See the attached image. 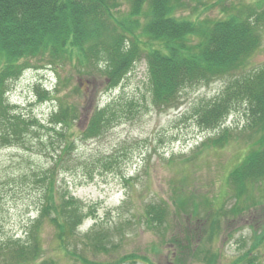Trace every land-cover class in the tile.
Here are the masks:
<instances>
[{
  "label": "rangeland",
  "instance_id": "1",
  "mask_svg": "<svg viewBox=\"0 0 264 264\" xmlns=\"http://www.w3.org/2000/svg\"><path fill=\"white\" fill-rule=\"evenodd\" d=\"M187 1L178 6L177 17L219 18L224 6L256 2ZM114 7L118 17L128 16V0H116ZM146 55L144 46L142 58L112 88L101 76L103 62L91 77L89 66L76 58L59 64L33 58L21 77L8 82L6 115H20L26 132L0 142V264H264V180L248 191L250 199H239L245 211L230 213L235 198L226 176L259 136L247 127L246 106H238L215 129L201 128L195 116L232 77L264 64V41L246 66L229 77L186 87L179 103L168 109L151 103ZM120 98L135 102L138 110L104 134L86 137L93 111ZM60 100L71 109L65 124L53 121ZM3 127L0 122V131ZM224 129L230 140L197 154L203 141ZM69 197L79 202L80 226L63 238L51 208L60 209ZM47 198L51 208L43 211ZM187 198L189 211L177 210L175 201ZM163 199L170 204L166 219L154 227L145 206ZM194 202L200 207L191 213ZM213 220L218 223L210 229ZM11 239L27 244L30 257L25 260L17 251L19 242Z\"/></svg>",
  "mask_w": 264,
  "mask_h": 264
},
{
  "label": "trees",
  "instance_id": "2",
  "mask_svg": "<svg viewBox=\"0 0 264 264\" xmlns=\"http://www.w3.org/2000/svg\"><path fill=\"white\" fill-rule=\"evenodd\" d=\"M115 1L0 0V122L4 125L0 142H10V138L26 132L20 115H6L8 108L3 96L8 82L19 78L33 58L47 63L76 58L80 65L89 66L91 77L103 62L101 76H105L112 88L142 58L146 46L151 103L168 109L179 103L186 87L229 77L238 67L246 66L264 41V0L253 4L232 3L226 7L225 0H212V6H224L221 16L197 19L176 16L178 6L188 4L187 0H128L130 9L124 19L115 13ZM142 19L146 20L144 25ZM231 79L219 98L201 105L195 116L201 128L215 129L244 104L247 127L252 134L259 135L257 145L233 162L226 176L235 198V207L230 213L238 215L245 211L239 199L244 195L250 199L252 195L249 193L248 197V191L264 180V64ZM64 104L60 100V110L53 119L57 124H65L70 116L71 109ZM137 110L135 102L128 103L124 98L95 109L89 116L85 136L102 135L123 115ZM227 140L230 133L224 129L203 141L197 154L209 144L221 146ZM204 199L212 210L211 200L207 196ZM189 201L188 198L181 204L175 201L176 209L188 212ZM49 204L47 198L43 211L51 208ZM194 204L191 213L199 210V203ZM169 205L163 199L145 206V214L154 227L164 224ZM51 209L55 212L52 221L63 238L74 235L80 226L79 202L69 197L62 201L60 209L55 204ZM215 220L220 222V217ZM215 220L210 229L216 228ZM17 251L26 256L25 260L31 255L27 244L19 242Z\"/></svg>",
  "mask_w": 264,
  "mask_h": 264
}]
</instances>
